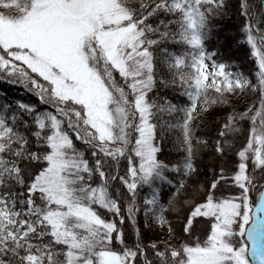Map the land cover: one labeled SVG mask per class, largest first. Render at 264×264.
<instances>
[{
  "label": "snow or ice",
  "instance_id": "snow-or-ice-1",
  "mask_svg": "<svg viewBox=\"0 0 264 264\" xmlns=\"http://www.w3.org/2000/svg\"><path fill=\"white\" fill-rule=\"evenodd\" d=\"M3 85L0 264H264V0H0Z\"/></svg>",
  "mask_w": 264,
  "mask_h": 264
},
{
  "label": "trees",
  "instance_id": "trees-1",
  "mask_svg": "<svg viewBox=\"0 0 264 264\" xmlns=\"http://www.w3.org/2000/svg\"><path fill=\"white\" fill-rule=\"evenodd\" d=\"M216 28L219 32L218 36L214 37L209 42V48L211 50H218L221 52L223 58L230 64L237 66L239 70L249 74L252 69V58L249 55V50L246 45L240 42V28L241 23L240 19L237 17L235 12H231L229 15H226L222 19L216 21ZM254 75V72L251 73ZM8 92L10 97L23 98L26 101L34 102L35 98L30 97L27 94L23 93L22 90L8 88L6 85L0 86V92ZM170 97L174 102L179 103L182 98L178 97L176 93H170ZM248 103L247 97H232L231 104L236 109H244ZM210 121L202 120L199 122V132L206 133L209 131ZM165 155L161 157L166 162H175L179 160L180 154L170 145L166 144L164 148ZM206 163H211V158H207ZM203 171L207 172V175L210 177L212 175V170L209 168L204 169ZM168 191L167 188L164 190ZM148 190L145 189V193ZM175 223V221H174Z\"/></svg>",
  "mask_w": 264,
  "mask_h": 264
},
{
  "label": "rangeland",
  "instance_id": "rangeland-1",
  "mask_svg": "<svg viewBox=\"0 0 264 264\" xmlns=\"http://www.w3.org/2000/svg\"><path fill=\"white\" fill-rule=\"evenodd\" d=\"M146 235L149 241L155 238V233H147Z\"/></svg>",
  "mask_w": 264,
  "mask_h": 264
}]
</instances>
